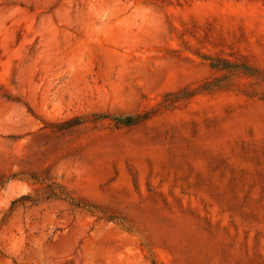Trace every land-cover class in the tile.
<instances>
[{
    "label": "rangeland",
    "instance_id": "374dc122",
    "mask_svg": "<svg viewBox=\"0 0 264 264\" xmlns=\"http://www.w3.org/2000/svg\"><path fill=\"white\" fill-rule=\"evenodd\" d=\"M0 264H264V0H0Z\"/></svg>",
    "mask_w": 264,
    "mask_h": 264
},
{
    "label": "trees",
    "instance_id": "16d2710c",
    "mask_svg": "<svg viewBox=\"0 0 264 264\" xmlns=\"http://www.w3.org/2000/svg\"><path fill=\"white\" fill-rule=\"evenodd\" d=\"M116 121L118 125H124V126H130L135 124V121L131 118L117 119Z\"/></svg>",
    "mask_w": 264,
    "mask_h": 264
}]
</instances>
